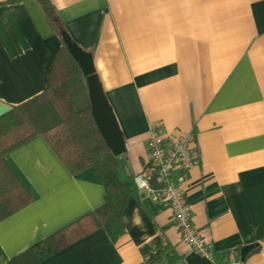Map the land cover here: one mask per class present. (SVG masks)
<instances>
[{"label": "crops", "instance_id": "crops-1", "mask_svg": "<svg viewBox=\"0 0 264 264\" xmlns=\"http://www.w3.org/2000/svg\"><path fill=\"white\" fill-rule=\"evenodd\" d=\"M49 1L92 54L125 140L121 180L147 164L151 127L193 135L186 201L211 257L134 188L115 239L100 227L37 264H264V0ZM62 44L37 0H0V115L43 92ZM4 159L31 200L0 220V264L104 202L97 170L71 174L41 135Z\"/></svg>", "mask_w": 264, "mask_h": 264}, {"label": "trees", "instance_id": "trees-1", "mask_svg": "<svg viewBox=\"0 0 264 264\" xmlns=\"http://www.w3.org/2000/svg\"><path fill=\"white\" fill-rule=\"evenodd\" d=\"M37 1L53 28L64 31L50 1ZM39 135L47 140L71 174L89 167L97 170L105 188L104 202L14 256L7 264H37L100 227L115 239L123 229L122 212L134 189L133 182L118 176L116 156L91 115L84 77L64 44L54 53L43 92L0 115V220L31 200L4 157Z\"/></svg>", "mask_w": 264, "mask_h": 264}, {"label": "built area", "instance_id": "built-area-1", "mask_svg": "<svg viewBox=\"0 0 264 264\" xmlns=\"http://www.w3.org/2000/svg\"><path fill=\"white\" fill-rule=\"evenodd\" d=\"M193 135L179 132L165 136L156 128L149 129L147 141L148 161L134 175V188L147 193L152 199L164 203L170 210L182 241L201 256L211 257L202 232L194 225L191 206L186 201V181L195 165ZM230 260L220 264H239Z\"/></svg>", "mask_w": 264, "mask_h": 264}, {"label": "water", "instance_id": "water-1", "mask_svg": "<svg viewBox=\"0 0 264 264\" xmlns=\"http://www.w3.org/2000/svg\"><path fill=\"white\" fill-rule=\"evenodd\" d=\"M61 39L85 78L91 115L100 134L115 156L122 154L125 151L123 133L95 72L92 54L83 50L65 31H61Z\"/></svg>", "mask_w": 264, "mask_h": 264}]
</instances>
